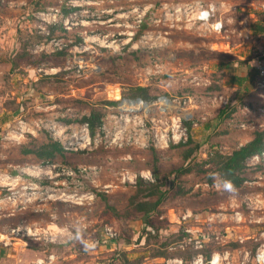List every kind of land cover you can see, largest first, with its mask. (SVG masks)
Returning <instances> with one entry per match:
<instances>
[{"label": "rangeland", "instance_id": "374dc122", "mask_svg": "<svg viewBox=\"0 0 264 264\" xmlns=\"http://www.w3.org/2000/svg\"><path fill=\"white\" fill-rule=\"evenodd\" d=\"M33 1L0 0V238L55 248L56 264H193L208 248L229 250L230 264L246 255L252 264L264 243V155L232 192L218 173L209 180L203 169L213 166L203 162L264 128L262 74L238 80L249 72L245 61L264 58L255 27L264 26V0H44L46 11L30 12ZM65 2L78 8L52 34L47 26L62 22ZM210 3L221 33L196 18V7ZM138 87L159 98L130 112L123 100ZM94 109L105 116L88 145L84 125L63 119ZM179 113L192 123L194 170L174 179L187 149L171 146L180 141ZM50 133L72 147L67 157L42 164L22 152ZM155 165L168 197L149 218L155 230H146L129 208L130 179L154 182ZM107 226L116 235L106 241ZM186 227L209 237L203 249ZM77 231L95 246L86 250Z\"/></svg>", "mask_w": 264, "mask_h": 264}, {"label": "trees", "instance_id": "16d2710c", "mask_svg": "<svg viewBox=\"0 0 264 264\" xmlns=\"http://www.w3.org/2000/svg\"><path fill=\"white\" fill-rule=\"evenodd\" d=\"M44 0H34L32 2L33 8L30 12H40L46 11V5H44ZM73 6V5H72ZM65 2L61 6V20L62 22L58 21L56 23H50L47 27L50 32L53 34L58 29H65L62 25L64 19L78 7H72ZM142 26V25H141ZM145 24H143V27ZM255 27L259 28L261 33L264 32V26L259 25L258 23L255 24ZM66 30V29H65ZM142 29L138 31L137 36L141 35ZM53 37V36H52ZM78 40H82V38H78ZM259 59V60H258ZM256 59H249L244 63L249 67V72L247 73L246 77H238L240 82H243L246 78L250 77L251 71H255L257 74H262V79H264V58ZM258 61H260L258 64ZM237 64L243 63L241 60L236 61ZM262 67V69L259 68ZM128 98V97H127ZM141 98L147 102H153L157 100L159 97L150 95L149 89L147 87H138L134 90L131 97L128 99H137ZM118 101H105V104H115ZM22 109L23 104L19 105ZM105 114L99 110H92L89 114L84 115L82 118L76 119H63L66 123H71L73 121L81 122L82 125H88L90 134L93 138L96 137L98 130H100L103 126ZM191 122L185 120L184 125L188 128L191 126ZM194 142L192 136L187 137L186 140H181L178 143H173L171 146L173 148L176 147H187L184 151V165L180 169L176 171L174 175V179L179 178V176L183 174H188L194 170L193 165V153L194 147H188ZM25 155H32L36 160H38L42 164H47L51 162H56L58 158L67 157V149L65 144L60 140L54 137L50 133V137L47 141L37 144L36 146L28 147L26 146L23 151ZM264 155V128H258L253 130L251 139L247 141L245 144L240 145L239 147L235 148L231 153H221L219 150H216L212 156L206 159L203 163L205 165L213 166L212 169H203V171H211L209 180L212 181L213 174L218 173L221 177V181L224 183L225 180L231 181L233 187L240 188L245 185L247 181L246 171L249 168V161L255 157ZM257 168H264V163L257 166ZM153 174L155 176L154 182H146L141 176H137L136 183L134 184L135 193L132 195L130 200L129 208L134 211L135 213H139L142 216L143 220V227L146 230L154 229V225L150 222V216L154 213H158L160 206L162 203L167 199V191L168 189H164V182L159 179V169L155 165L153 167ZM46 185V184H45ZM178 193L180 191H177ZM103 199L107 202L106 195H103ZM107 210L111 209L114 212H118L114 206H111L107 203ZM106 210V211H107ZM153 230V231H154ZM139 236H142L139 235ZM110 238L106 237V241ZM111 240V239H110ZM207 258L209 259L212 255V251L208 248L206 250Z\"/></svg>", "mask_w": 264, "mask_h": 264}, {"label": "built area", "instance_id": "2783aa9c", "mask_svg": "<svg viewBox=\"0 0 264 264\" xmlns=\"http://www.w3.org/2000/svg\"><path fill=\"white\" fill-rule=\"evenodd\" d=\"M210 6H214L215 7V12L210 16L209 20L207 22L205 21H202L200 19H198V16H199V13L202 11V10H210ZM197 12L195 13L196 14V18L197 20H199L200 22L202 23H207L210 25V27L212 28L213 31L215 32H218V33H221L222 30L224 29V23L221 19L219 20H212L216 14V5L213 4V3H210V4H207V5H198L197 7ZM44 13V12H42ZM215 23H220L222 25V27L219 29V30H216L215 28L212 27V25H214ZM260 69H262L261 66H259ZM264 72V70L262 69V73ZM158 100V99H157ZM156 100V101H157ZM127 101H130V102H135V101H138L139 104H138V107L139 109L141 108V106H143L144 108H148L150 106H152V102H147V101H144L142 100L141 98H137V99H126L124 98L123 100V105L127 102ZM154 101V102H156ZM153 102V103H154ZM168 102H170L167 98H160L159 102L161 105H166ZM123 107V106H122ZM121 107V108H122ZM123 109V108H122ZM128 110V109H127ZM136 110V109H135ZM135 110H130L129 111H135ZM181 113L178 114V119H177V122L173 125V130L175 131H180V135L178 137H176L178 140H186L188 135H186V130H187V127L184 125V121L187 119V117H184V120L181 119ZM175 120V119H173ZM183 120V121H182ZM85 127V130H86V135H85V138H84V141H86V144L90 145L91 142H92V136L90 134V130H89V127L88 125H84ZM176 127V129L174 128ZM184 136V137H183ZM178 141V142H180ZM71 146H73V144L71 143ZM72 147H68L66 146V149H71ZM78 146L76 145L75 149H77ZM147 176V178H151V174H150V171L148 173V175H145ZM137 178V177H136ZM131 181L133 182H136V180L134 181V179H130ZM189 217H191V214H185L183 216V220L187 221L189 219ZM186 233H187V237L189 242H194L196 247L198 249H203L204 248V245L206 244V242L209 240V237L205 234H201L198 232H194L192 229L186 227L185 229ZM13 232L15 233L16 231L13 230ZM19 230L17 231V234ZM105 235L106 237L108 238H114L116 233L114 232V230L111 228V227H106L105 229ZM262 253H264V243H262L259 248L257 249L255 255L253 257L250 258V260L252 261V264H264V257H262ZM230 251L229 250H226L224 252H220V251H214L211 255V257L208 259L204 256V254L202 252H200L196 258V260L194 261L193 264H230L231 263V260H230ZM249 262V256H245L243 261H242V264H247Z\"/></svg>", "mask_w": 264, "mask_h": 264}, {"label": "crops", "instance_id": "0c3cea01", "mask_svg": "<svg viewBox=\"0 0 264 264\" xmlns=\"http://www.w3.org/2000/svg\"><path fill=\"white\" fill-rule=\"evenodd\" d=\"M13 234V233H12ZM10 241L0 238V264H56L58 259L55 248L47 251L44 247L30 246L15 235H9Z\"/></svg>", "mask_w": 264, "mask_h": 264}, {"label": "clouds", "instance_id": "9594fccd", "mask_svg": "<svg viewBox=\"0 0 264 264\" xmlns=\"http://www.w3.org/2000/svg\"><path fill=\"white\" fill-rule=\"evenodd\" d=\"M214 12H215V7L214 6H210V10H202L199 13L198 19L207 22L209 20L210 16ZM212 27L215 28L216 30H219L222 27V25L220 23H215L214 25H212ZM216 187L218 188L219 186H216ZM223 189L225 191H228V192L234 191V188H233V185H232L231 181L225 180V182L223 184ZM74 239H76V240L80 241L81 243H83L86 250L90 249V248H93L95 246L94 244H90V243L84 241L83 238H82V234L79 231H77L76 236L74 237ZM262 257H264V253H262Z\"/></svg>", "mask_w": 264, "mask_h": 264}, {"label": "bare ground", "instance_id": "6f19581e", "mask_svg": "<svg viewBox=\"0 0 264 264\" xmlns=\"http://www.w3.org/2000/svg\"><path fill=\"white\" fill-rule=\"evenodd\" d=\"M126 103H128V105H131L132 104V109H134V110L135 109H139V107H138L139 102L138 101H135V102L127 101Z\"/></svg>", "mask_w": 264, "mask_h": 264}]
</instances>
